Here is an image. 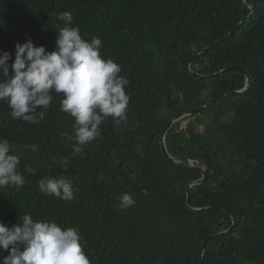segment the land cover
<instances>
[{
    "label": "trees",
    "instance_id": "obj_1",
    "mask_svg": "<svg viewBox=\"0 0 264 264\" xmlns=\"http://www.w3.org/2000/svg\"><path fill=\"white\" fill-rule=\"evenodd\" d=\"M63 11L121 66L126 119L105 118L74 154L61 94L38 123L0 100V140L25 180L0 188V222L75 227L91 264H264V0H0L9 64L18 42L54 50ZM61 176L70 201L38 188ZM124 193L135 204L121 209Z\"/></svg>",
    "mask_w": 264,
    "mask_h": 264
},
{
    "label": "clouds",
    "instance_id": "obj_2",
    "mask_svg": "<svg viewBox=\"0 0 264 264\" xmlns=\"http://www.w3.org/2000/svg\"><path fill=\"white\" fill-rule=\"evenodd\" d=\"M57 19L64 26L55 31L54 50L36 46L31 39L18 42L11 65L12 54L0 52V100L7 102L14 118L38 123L52 101V93L61 94L60 110L74 118L77 144L73 150L80 154L82 146L100 134L105 118L112 117L117 124L126 119L128 80L120 75L118 62L101 55L99 37L86 40L78 27L71 26V12L63 11ZM39 106L43 109L37 112ZM31 147L38 150L36 145ZM19 163L9 140H0V188L24 185V177L17 170ZM38 188L63 200L74 198L72 182L66 176L42 178ZM119 199L121 209L135 204L129 193ZM20 221L11 227L0 222V249L8 251L0 264H91L77 228L34 220L27 213L20 215Z\"/></svg>",
    "mask_w": 264,
    "mask_h": 264
},
{
    "label": "water",
    "instance_id": "obj_3",
    "mask_svg": "<svg viewBox=\"0 0 264 264\" xmlns=\"http://www.w3.org/2000/svg\"><path fill=\"white\" fill-rule=\"evenodd\" d=\"M233 31V30H232ZM223 39V38H222ZM216 44V43H215ZM214 44V45H215ZM205 49H207V48H205ZM216 100V98H214V99H212V100H210L207 104H205L203 107H208L212 102H214ZM197 109H194V110H191L188 114H191V113H193L194 111H196ZM206 175H207V170H204V174H203V177L200 179V180H198L197 182H195V183H200V182H202L203 181V179L206 177ZM202 261H203V259H202ZM201 261V262H202ZM202 264V263H201Z\"/></svg>",
    "mask_w": 264,
    "mask_h": 264
},
{
    "label": "rangeland",
    "instance_id": "obj_4",
    "mask_svg": "<svg viewBox=\"0 0 264 264\" xmlns=\"http://www.w3.org/2000/svg\"><path fill=\"white\" fill-rule=\"evenodd\" d=\"M182 126L185 128L186 127V121L183 122Z\"/></svg>",
    "mask_w": 264,
    "mask_h": 264
}]
</instances>
